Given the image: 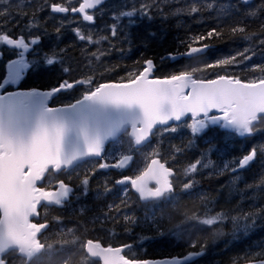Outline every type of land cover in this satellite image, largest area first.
I'll list each match as a JSON object with an SVG mask.
<instances>
[{
    "label": "snow or ice",
    "instance_id": "1",
    "mask_svg": "<svg viewBox=\"0 0 264 264\" xmlns=\"http://www.w3.org/2000/svg\"><path fill=\"white\" fill-rule=\"evenodd\" d=\"M171 2L140 0L139 7L134 4L130 10L124 7L114 12L113 20L128 18L129 24H133L136 16L151 19L154 9L165 18L168 14L179 15L182 12L193 15L205 10L216 11L218 17L231 21L227 31L232 37L246 41L253 37H264V20H260L258 32H249V21L264 16V0H259L257 4H253L252 0H236L235 3L230 0H191L185 7L166 13L165 6ZM76 3L78 6L71 0H0V47L13 50L17 57L7 63V75L0 81V264H196L206 254V241L200 243L198 239L191 240L188 247L192 250L181 257L153 262L126 256L124 249L130 248V245L104 246L101 240L90 238V232L96 231L97 227L104 230L109 222L119 224L122 221L125 225L137 223L134 215L124 212V209L132 207L128 197L129 184L144 210L145 222L156 227L165 219V208L169 205L175 208L187 196L202 203L204 214L184 212L182 219L173 225L174 234L180 236L184 225L191 222L215 229V226L230 218L234 237L247 236L257 227L259 219L264 217V208L258 212H239L231 216L224 211L213 213L207 208L210 198L196 191L198 182L195 174L201 168L213 167L211 159H207L214 148L211 142L208 149L201 153V158L189 162L182 171L168 166L166 161L161 162L156 158L159 156L158 149H154L150 153L152 158L138 175L122 176L115 180V185L125 186L118 203H111L106 211L90 216L81 208L75 227H67L66 231L62 216L54 215L49 220L47 213L67 207L73 194L69 184L57 178L61 172L74 170L81 162H88L91 158H99L95 161V167L80 181L82 188L77 196H86L89 178L94 172L98 169H124L132 161V155L121 153L114 157L115 162H105L106 144L109 142L127 137L131 152L150 144L157 134L162 139L164 134L176 133L181 126L189 129L193 137L210 126H218L229 135L240 137H250L264 131V128L257 127L264 123V75L246 80L227 71L250 60L248 53L255 54L251 48L204 63L202 67L177 70L163 76L155 75L157 66L153 59L142 58V62H137L140 65L137 70L127 72L117 81L105 80V75L115 72L118 67L104 66L101 70L104 57L116 50L112 41L121 35L115 22L108 26L107 35L94 36L82 31L79 26L72 29L75 39L83 44L81 55L85 63L78 77L61 79L46 91L35 88L4 91L7 85L18 84L28 70L39 64H64L71 46L50 50L31 61L25 58V53L30 46L41 42V28L47 34L48 17L44 18L43 25L40 17V13L46 9L52 19H56L53 14L71 12L79 13L84 22L93 24L95 12L100 10L105 0H76ZM26 7L31 9L30 13ZM14 11L20 19L27 18L25 28L29 35L33 30L37 32L30 40L23 35L16 37L11 34L8 25L16 20ZM62 30L63 21L54 25L57 39ZM224 35V28L212 27L182 41L185 51L169 53L167 58L176 60L178 57L193 58L195 54H206L211 47L207 41L222 39ZM124 40L130 42L126 35ZM102 42H107L109 47L95 50L87 47H95ZM258 44L264 46V38L258 39ZM210 69H220L223 74L215 73V78L197 77L196 73ZM252 70L264 74L262 65H256ZM61 71L68 75L75 70L69 65L63 66ZM77 88L80 95L73 102L61 107L49 106L55 94ZM192 144L193 140L190 139L188 147ZM183 150L174 146L173 159L176 153ZM257 158L264 165V145L253 146L240 158L224 163L219 168V174L231 173V183L235 186L240 180V170L249 167ZM178 175L185 178L179 182V189L173 181V177ZM150 182H154V186H150ZM247 188L264 189V177L258 184H249ZM111 191L106 183L104 192ZM42 208L46 215L40 222L35 218L40 216ZM168 219L172 220L173 217L169 216ZM52 223L59 228V239L46 235ZM218 234V229L212 232L213 237ZM69 236L71 239H68ZM69 245L72 247L69 248ZM256 247L257 251H252L250 247L234 258L232 264H238L240 259L245 264H264V244ZM65 253L68 255L62 258Z\"/></svg>",
    "mask_w": 264,
    "mask_h": 264
},
{
    "label": "trees",
    "instance_id": "2",
    "mask_svg": "<svg viewBox=\"0 0 264 264\" xmlns=\"http://www.w3.org/2000/svg\"><path fill=\"white\" fill-rule=\"evenodd\" d=\"M139 2L140 0H134L131 6L135 4L136 7H139ZM219 2H225V0H219ZM230 2L235 3L236 0H230ZM189 3H191V0H172L170 4L165 6V12L170 13L176 8L185 7ZM252 3L257 4L259 0H252ZM40 15L43 16L42 13ZM14 16H16L14 25L21 24L26 20V18L20 19L15 11ZM106 18L109 25L114 23L113 16L110 19L105 16L103 21ZM17 20L20 22L17 23ZM260 20H264V16H261L258 20L249 21L250 33L259 31ZM230 23V20L222 16L218 17L216 11L205 10L193 15L182 12L179 15L168 14L167 18H165L156 12L155 9L151 19L136 16L134 24H129L128 18L118 21L117 26L121 35H118L112 41L116 50L111 51L109 55L104 57L101 70H103L104 66L118 67H116L115 72L106 74L105 80L117 81L120 77L125 76L127 72L137 70L140 66L137 62H142V58L153 59L157 66L155 75L163 76L177 70H190L192 67H202L204 63H211L217 59L234 55L237 51H243L245 48H251L255 54L253 55L252 52H249L251 59L237 66L230 67L227 70L228 73L238 75L246 80L264 75L259 71L252 70L256 65L264 66V46L258 44V39L264 37H253L249 41L239 37H232L227 31ZM212 27L224 28L225 35L222 39L214 38L207 41L211 47L206 54L195 55L193 58L180 57L176 60L162 59L167 53L184 52L185 48L182 41H187L190 36L204 33ZM41 30L42 36L47 37L43 28ZM50 33L56 37L57 47L54 46V49L71 46L64 58V64L61 65L59 62L54 66L39 64V66H42L40 71L26 72L18 84L14 86L8 85L7 90L18 88L50 89L56 86L61 79L70 80L81 74V69L85 63L81 55L82 42L75 39L74 35L70 38V35L66 37V34L63 33L57 39L53 26H50ZM103 33L107 35L108 31ZM152 33L155 35H152ZM125 35L130 42L124 40ZM68 40H70L69 43H67ZM87 47L92 50H95V48L107 49L109 45L107 42H102L97 47L91 45ZM48 52L49 49L46 48L44 53ZM69 65L75 71L65 75L61 69L63 66ZM218 72L223 74L220 69H210L207 72H198L196 75L198 78H215V73ZM5 77V66L0 64V81ZM79 95V88L60 92L51 99L49 105H66L73 102ZM257 127L264 128V123L257 125ZM190 139L193 140V144L188 147ZM127 141L128 138L123 137L120 141L106 144L105 162L113 163L115 162L114 157L119 156L121 153H126L133 156L130 164L125 169H98L89 178V190L86 196H77L82 188L80 181L86 173L95 167V161L99 158H91L88 162H81L79 167L74 170H64L58 175V179L65 180L73 189V194L70 196L67 207L47 213L49 220L54 215L62 216L65 221L66 231L67 227H75V221L80 214L81 208H84L90 216L93 213L106 211L107 205L111 203H118L119 197L123 196V188L125 186L115 185V180L120 179L122 176L134 177L138 175L145 169L152 158L150 153L154 149H158V158L162 162L166 161L168 166L182 171L183 167L187 166L189 162H194L196 159L201 158V153L208 149L209 142L214 148L211 153H208L207 159H211L213 167L201 168L194 176L198 182L196 186L197 193L203 192L211 200L207 204V208L211 209L213 213L218 211L227 212L230 216L237 215L239 212H258L261 208H264V189L247 188L249 184H258L259 180L264 177V165L261 164L260 158H257L246 169L240 170L238 173L240 180L235 186L231 183L233 180L231 173L219 174V168H222L224 163L240 158L253 146L264 145V131H259L254 136L240 137L235 134L229 135L226 130L218 126H210L203 133L193 137L189 129L181 126L176 133L164 134L162 139L157 134L152 137L150 144L141 146L131 152H129ZM174 146L184 149L182 152L175 154V159H173ZM207 159H205V163ZM183 179L185 178L182 175L173 177L178 189L179 182ZM53 183H55L54 180ZM106 183L112 189L111 192H104ZM127 187L129 189V204L132 207L124 209V212L134 215L137 218V223L125 225L122 221L119 224L109 222L104 230H100L97 227L96 231L90 232L89 235L94 240H101L104 246L130 245L131 247L124 251V254L129 258L145 260L181 257L192 250L188 247L191 240L198 239L200 243L207 242V250L206 254L199 258L196 264H232L234 258L242 255L250 247L252 251H257L256 246L264 244V217L259 219L257 227L251 233L247 236L239 235L238 238L233 235V224L230 218L215 226V229H208L191 222L184 225L181 235L177 236L174 234L173 225L182 219L184 212H189L190 214L191 211H197L200 215L204 214L205 208L199 200L185 196L175 208L169 205L165 208V219L159 227H156L150 222H145V213L138 201L137 194L131 190L130 185H127ZM45 215L46 213L42 208L40 216L35 219L43 222ZM169 216L173 217V219L169 220ZM126 228L127 231L125 230ZM216 229L219 230V234L213 237L212 232ZM58 232L59 228L55 223H52L46 235H51L53 239H59L57 236ZM68 239H71V237L69 236ZM68 247L71 248L72 246L69 245ZM67 255L68 253H65L62 258H66ZM240 263L245 262L240 259L238 264ZM96 264H99V262H96Z\"/></svg>",
    "mask_w": 264,
    "mask_h": 264
},
{
    "label": "flooded vegetation",
    "instance_id": "3",
    "mask_svg": "<svg viewBox=\"0 0 264 264\" xmlns=\"http://www.w3.org/2000/svg\"><path fill=\"white\" fill-rule=\"evenodd\" d=\"M108 1L109 0L105 1V3L101 6L100 10L95 12V17H96L95 22L91 25L88 22H84L79 13L69 12L67 14H53V15H55L56 19H52L51 16H49L48 10L46 9L45 12H42L43 16L40 15V17H41V24L42 25L44 23V18L46 16L48 17L47 24H46L47 32H48L47 37L42 36V34H41L42 30H40L39 34L42 36L41 42L39 43V45L30 46L29 51L27 53H25V58L31 61L32 59H35V58L42 56L44 54V50L46 48H48L49 51H50V49L55 48L54 46H56V37H55V35L50 33V26L54 27V25L60 23L61 21H63L62 33L66 34V37L68 35H70V38H71V36L74 35L72 29L74 27H78V26L81 27L82 31H84L86 33L92 31L91 29L93 27V29L96 31L94 36H99L100 30H98V27H100L102 25V23L107 22V18L103 21V17L107 16L108 12L106 10L105 13H102V14H99V13H101V11L104 10L103 7L107 4ZM71 2L73 4H75V6H78V3H76V0H71ZM26 10L29 11V13L31 11L30 8H26ZM13 15H14V13H13ZM65 17H67V18L65 19ZM13 23H14V20L12 21L11 24L8 25V27L11 28V30H12L11 34L13 36L19 37L20 35H23L27 40H30L32 38V36L29 35L28 30L25 28V25L27 23V18H26L24 23H21L18 25L17 24L14 25ZM89 26H91V28H89ZM69 42H70V40L67 41V43H69ZM97 46L98 45H96V47ZM0 52H2V55H0V64H4L5 71H6V64L10 60L15 59L17 57L13 54V50H11L7 47H0ZM178 58H180V57H178ZM41 67H42L41 65L40 66L38 65L37 67L32 68V69L28 70L27 72H29V73L38 72L41 70L40 69Z\"/></svg>",
    "mask_w": 264,
    "mask_h": 264
},
{
    "label": "rangeland",
    "instance_id": "4",
    "mask_svg": "<svg viewBox=\"0 0 264 264\" xmlns=\"http://www.w3.org/2000/svg\"><path fill=\"white\" fill-rule=\"evenodd\" d=\"M133 2H134V0H109L108 2H107V4L103 7V9L104 10H102L101 11V13H99V14H102V13H105V11L107 10V12H108V15H107V17L110 19V17H112L113 16V13L114 12H116V11H118V10H123V8L124 7H127L129 10L131 9V5L133 4ZM122 21L123 20H125V18H122L121 19ZM120 20V21H121ZM111 22H112V20H111ZM115 23H117L118 21H114ZM22 23H24V22H22ZM109 23V22H108ZM107 22L106 23H103L100 27H98V30H100L99 31V34L100 35H104V33L103 32H106V31H108V26H110L109 24H108ZM91 25V24H90ZM89 28H91V26H89ZM92 31H90V33H94V35H95V30L93 29V27H92V29H91ZM28 33H29V31H28ZM98 33V32H97ZM37 34V32L35 31V30H33L32 31V33H31V35L30 36H34V35H36ZM100 47V46H99ZM167 54H169V53H167ZM166 55V54H165ZM164 55V56H165ZM163 56V58L164 59H168V58H166V57H164ZM171 60V59H170ZM6 75H7V73H6ZM14 86V85H13ZM50 101H51V99H50ZM50 101H49V103H50ZM215 114V113H214ZM189 122H190V120H189ZM129 248H126V249H124V251H127ZM177 257V256H176Z\"/></svg>",
    "mask_w": 264,
    "mask_h": 264
},
{
    "label": "water",
    "instance_id": "5",
    "mask_svg": "<svg viewBox=\"0 0 264 264\" xmlns=\"http://www.w3.org/2000/svg\"><path fill=\"white\" fill-rule=\"evenodd\" d=\"M105 1H107V0H105ZM195 55H199V54H195ZM194 55V56H195ZM164 57H168V54H166ZM16 59V58H15ZM172 60V59H171ZM7 65V64H6ZM6 73H7V68H6ZM26 90H30V89H17V90H14V91H26ZM39 90H41V91H46V90H50V89H39ZM56 95V94H55ZM53 98V97H52ZM51 98V99H52ZM61 106H64V105H57V106H50V107H61ZM131 155V154H130ZM156 158H158V157H156ZM159 159V158H158ZM162 162V161H161ZM130 164V163H129ZM128 164V165H129ZM127 165V166H128ZM126 166V167H127ZM125 167V168H126ZM124 168V169H125ZM109 169H111V168H109ZM122 178V177H121ZM130 185V184H129ZM150 186H154V182H150ZM130 187H131V185H130ZM132 190V189H131ZM134 193H135V191L134 190H132ZM136 194V193H135ZM121 246H123V245H120V246H114V247H121ZM169 258H173V257H163V258H156V259H145V260H148V261H153V262H156V261H163V260H166V259H169ZM240 264H245V263H240Z\"/></svg>",
    "mask_w": 264,
    "mask_h": 264
}]
</instances>
